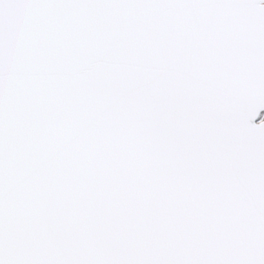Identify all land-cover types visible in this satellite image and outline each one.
<instances>
[{
	"label": "snow or ice",
	"instance_id": "1",
	"mask_svg": "<svg viewBox=\"0 0 264 264\" xmlns=\"http://www.w3.org/2000/svg\"><path fill=\"white\" fill-rule=\"evenodd\" d=\"M0 264H264V0H0Z\"/></svg>",
	"mask_w": 264,
	"mask_h": 264
}]
</instances>
